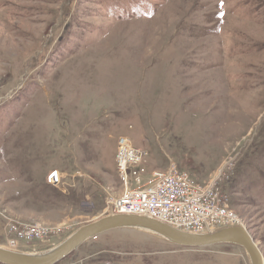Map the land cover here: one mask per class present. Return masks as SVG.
<instances>
[{
  "label": "rangeland",
  "instance_id": "obj_1",
  "mask_svg": "<svg viewBox=\"0 0 264 264\" xmlns=\"http://www.w3.org/2000/svg\"><path fill=\"white\" fill-rule=\"evenodd\" d=\"M121 137L147 152L144 183L171 164L200 186L222 172L227 226L264 257V0H0V246L44 252L114 215ZM58 264L251 263L118 229Z\"/></svg>",
  "mask_w": 264,
  "mask_h": 264
},
{
  "label": "built area",
  "instance_id": "obj_2",
  "mask_svg": "<svg viewBox=\"0 0 264 264\" xmlns=\"http://www.w3.org/2000/svg\"><path fill=\"white\" fill-rule=\"evenodd\" d=\"M117 143L115 170L123 189L119 198L110 201L114 214L148 217L194 234L237 223L216 186L222 172L209 185L200 186L189 173L171 164L164 172H152L144 183L141 177L147 173L144 167L147 152L136 148L126 137L119 138ZM51 233L54 230L49 227L26 225L20 235L27 240H43Z\"/></svg>",
  "mask_w": 264,
  "mask_h": 264
},
{
  "label": "water",
  "instance_id": "obj_3",
  "mask_svg": "<svg viewBox=\"0 0 264 264\" xmlns=\"http://www.w3.org/2000/svg\"><path fill=\"white\" fill-rule=\"evenodd\" d=\"M118 229H135L148 232L186 248H205L234 245L243 248L251 264H264V257L246 229L240 226L225 227L200 234L186 233L157 220L136 215H109L79 228L54 248L44 252H17L0 246V264H58L87 241L103 233Z\"/></svg>",
  "mask_w": 264,
  "mask_h": 264
},
{
  "label": "bare ground",
  "instance_id": "obj_4",
  "mask_svg": "<svg viewBox=\"0 0 264 264\" xmlns=\"http://www.w3.org/2000/svg\"><path fill=\"white\" fill-rule=\"evenodd\" d=\"M75 71V70H74ZM112 214H114V213H112ZM114 215H118V214H114ZM96 222V221H95ZM160 222V221H159ZM94 223V222H93ZM90 224H92V223H90ZM88 225V224H87ZM85 226V225H84ZM227 227H232V226H227ZM213 230V229H212ZM114 231V230H113ZM211 231V230H210ZM109 232H111V231H109ZM209 232V231H208ZM247 232H248V230H247ZM204 233V232H203ZM202 234V233H201ZM250 234V233H249ZM252 237V236H251ZM253 238V237H252ZM257 245V244H256ZM258 246V245H257ZM5 248V247H4ZM259 248V247H258ZM5 249H8V250H13V249H9V248H5ZM259 250H260V248H259ZM13 251H16V250H13ZM261 251V250H260ZM17 252H20V251H17ZM29 253H31V252H29ZM33 253H35V252H33ZM262 253V252H261Z\"/></svg>",
  "mask_w": 264,
  "mask_h": 264
}]
</instances>
